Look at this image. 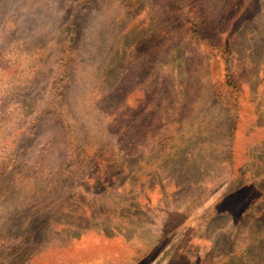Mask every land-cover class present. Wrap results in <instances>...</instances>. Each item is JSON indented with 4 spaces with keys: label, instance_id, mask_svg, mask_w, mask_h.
<instances>
[{
    "label": "rangeland",
    "instance_id": "obj_1",
    "mask_svg": "<svg viewBox=\"0 0 264 264\" xmlns=\"http://www.w3.org/2000/svg\"><path fill=\"white\" fill-rule=\"evenodd\" d=\"M0 264H264V0H0Z\"/></svg>",
    "mask_w": 264,
    "mask_h": 264
}]
</instances>
